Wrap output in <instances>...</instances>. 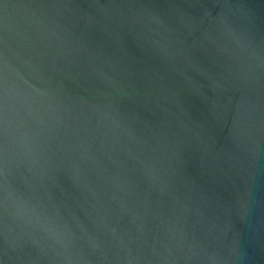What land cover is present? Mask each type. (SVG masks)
I'll use <instances>...</instances> for the list:
<instances>
[{"label": "water", "instance_id": "95a60500", "mask_svg": "<svg viewBox=\"0 0 264 264\" xmlns=\"http://www.w3.org/2000/svg\"><path fill=\"white\" fill-rule=\"evenodd\" d=\"M0 264H264V0H0Z\"/></svg>", "mask_w": 264, "mask_h": 264}]
</instances>
